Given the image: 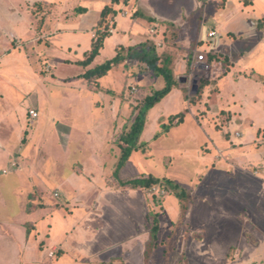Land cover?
I'll list each match as a JSON object with an SVG mask.
<instances>
[{"label": "rangeland", "instance_id": "obj_1", "mask_svg": "<svg viewBox=\"0 0 264 264\" xmlns=\"http://www.w3.org/2000/svg\"><path fill=\"white\" fill-rule=\"evenodd\" d=\"M80 1L69 0L62 18L77 15ZM186 3L181 12L172 10L177 26L143 23L162 46L145 30L141 43L171 53L182 91L178 95L175 87L150 109L141 134L145 145L117 169L122 134L164 78L143 62H121L108 80L116 91L101 93L121 105L96 110L90 91L76 87L85 83L77 78L83 67L65 68L74 62L56 49L62 29L47 21L51 3L0 0V11H21L30 20L21 33H6L10 50L16 48L11 54H3L7 45L0 38V264H264V81L257 79L264 77V0ZM128 6L130 16L142 11L140 0ZM226 14L244 29L258 21L262 40L254 47L246 39L233 42L216 53L212 69H200L197 56L214 45L202 42V22L217 28L226 44L232 37L221 27ZM121 20L118 29L130 28V20ZM7 24L1 17L0 26ZM117 40L126 38L121 32L109 37L94 64L114 56ZM30 109L39 112L35 120ZM140 176L168 178L189 193L175 239L178 198L167 185L132 188L118 179ZM156 214L160 230L148 261Z\"/></svg>", "mask_w": 264, "mask_h": 264}, {"label": "crops", "instance_id": "obj_2", "mask_svg": "<svg viewBox=\"0 0 264 264\" xmlns=\"http://www.w3.org/2000/svg\"><path fill=\"white\" fill-rule=\"evenodd\" d=\"M101 1L102 0H95L93 3L89 2L88 0L80 1L78 4V7H76V10H75V13L77 15H74V17H72L73 19L76 20V21H74V20H70L72 18H69V19L62 18L64 16L62 14L65 11H67V9H69L68 6L66 5L67 2L69 3V0H65V1H62V0H54V1L53 0H46V2H48L49 4L51 3L50 6L53 9L52 15L47 19V21L48 20L54 21L55 26H57V27L60 26L62 29V31L59 34V36H60V38L58 40L59 42L56 43V46H57L56 49L60 52L59 54L62 56V58H66V59L70 60V62L71 61L74 62V64L69 63L70 66L67 64L65 66V68L68 69L69 67H75V66H77V64L82 66L81 64L78 63V61L84 59L85 52L90 50L93 38L95 36V34H93V31L96 28V26L98 25V21L100 19L101 11L105 7V5L110 4L112 0H103V1H108L105 5L101 4L102 3ZM130 1L131 0H120L119 3L114 4V8L116 10V13L114 15L115 20H116L115 25H114L115 29L112 31L111 35H109L108 37L105 38L104 46L101 49V52L105 48V44H106L107 40L109 39V37L113 38L114 35L119 33V32H121V36L123 38H126V40L123 42L121 40H117L116 47H115L116 53L114 54V56L117 55L120 48L124 47L125 50L127 51L130 46H135L136 43L142 44L141 43L142 39H141L140 35L144 32V30H145L147 36L149 35L151 37V39H155V41L157 42V44L159 46H162L161 40L157 39V37L153 35L155 32L152 34L151 32H153V31L150 32L147 28H145L143 26L144 21H149L152 24H159L160 22H165L168 25L173 24L174 26H177L178 24L174 21L175 18L171 15L172 10L174 11L176 9H180V12H181L182 7L184 5L187 4L188 6H190V3H186V2H191V0H140L142 11L136 10L135 13L130 16V13H129L130 11H129V9H127L129 7L128 3H130ZM16 4H18V3H16ZM188 6H186V7L190 10V7H188ZM16 7L20 8L21 6L19 4ZM79 8H85V10L80 12L78 10ZM57 11L61 12L60 17H58L57 15L55 16ZM11 12H12V10L8 9V8L7 9L3 8L0 11V18L5 17V19L8 21V24L6 26H3V27L0 26V38L4 39V41L6 43L5 45H7V50H5V48H3L4 49L3 54H6V53L11 54L16 49L14 46V47H12V50H10V39L6 36V33H8L9 31H13L15 34H17V32L19 34V32H20L19 29L22 26L24 27V26L28 25V23H30V20L26 16H24V15L21 16V14L19 13L21 11H16V15H13L14 11L12 13ZM233 16L234 15H231V14L223 15L224 20L221 23L222 24L221 27L225 28L227 34L229 36L232 35V37H229L227 43L224 44V43H221V39L219 38V33H218V37H216L215 42H214L217 52H222L226 47H230V48L232 46L235 47L233 42H236L238 40L239 41L245 40V39L249 40L250 43H253L252 44L253 47L255 45H257V43L259 41L262 40V39L258 38L259 35L261 34V31L258 32L259 31L258 21H255L253 19L250 20L249 21V23H250L249 29H246V28L244 29V28L238 26V24L236 25V24L229 23V21L233 18ZM120 19H122L121 23L129 22V20H130V22H131L130 28L118 29L117 26L119 25ZM68 21H72V23L65 24V22H68ZM202 23H203L202 25H204V27L202 28V36H203L205 33V28L207 29L208 27L206 26V24L204 22H202ZM215 29H217V28H215ZM249 30L255 31L254 34H253V32L250 33ZM15 34H13V35H15ZM13 35H11L10 37H12ZM15 38H17V37H15ZM0 44H1V42H0ZM232 49H234V48H232ZM246 51H247V49H246ZM101 52H100V54H101ZM218 59H219V57H218ZM127 60H125V61H127ZM95 61H96V59H95ZM95 61L88 68L94 67L97 64H100V63L94 64ZM176 63H175V58H174L173 65H172L174 68L176 66ZM195 65L196 66L198 65L197 61H196ZM82 67H83L82 68V70H83L84 66H82ZM198 67L201 69L202 65L199 64ZM115 68L116 67L114 66L105 76L98 79V84H97L98 86H94V85L90 86L89 84L86 83L87 81L84 80L83 78L82 79L85 81V83L82 81V84H83L82 86L79 84H77V86H76V87H78L79 91H82V94H84L83 90H86V92H85L86 95L89 94L88 90L90 91L92 96H94V98H95V99L92 98L91 106L94 107L96 110H100V109H98L99 106L104 107V108H102L104 111L106 110L107 107H110V108L112 107L113 110H116L117 107H119V104L121 105V103L115 102L117 97H116V99H114L112 101L110 98H107V97L104 98L101 95V93H103V92L108 93V91H114L115 90V89L113 90V88L111 89V87L109 85L110 82H108V80L112 74L111 71L115 70ZM82 70L78 73L82 74L84 72ZM85 70H86V68H85ZM77 78H79L78 80H81L80 79L81 77L77 76ZM174 88L170 93H172L174 91ZM177 88H179V87H177ZM181 91H182L181 89L178 91V95ZM93 92H95V93H93ZM35 97H36V99H35L36 104L38 105V106L37 105L36 106L39 107L38 95H36ZM79 97H80V99H77L78 101H80V102L84 101V100H82V98L84 99V96L79 95ZM98 112H100V111H98ZM109 113H110V111H109ZM100 119H101L100 117L95 118L94 121L98 122V120H100ZM0 158H3V152L1 151V148H0ZM126 187H129V186H126ZM74 194H73L74 196L79 197L78 193H74ZM81 194H82V196H84L85 192L83 194V191H82Z\"/></svg>", "mask_w": 264, "mask_h": 264}, {"label": "trees", "instance_id": "obj_3", "mask_svg": "<svg viewBox=\"0 0 264 264\" xmlns=\"http://www.w3.org/2000/svg\"><path fill=\"white\" fill-rule=\"evenodd\" d=\"M120 0H112L110 4L105 5L100 14V19L96 28V33L92 41L90 50L85 52L84 59L79 60L78 63L86 68V70L80 74L81 78L86 79L90 83L96 82L98 84V79L105 76L114 66L124 62L127 59H133L146 64L148 70L153 72L157 76H162L165 80V85L161 89H154L149 95H147L142 101L139 112L135 120L130 125L128 131L122 134V141L120 142L121 154L118 160V168L128 160L133 150L143 147L145 143L141 141V134L144 130L147 116L150 111L161 99L167 96L174 87L177 86V79L174 75L172 68L174 58L168 51L159 52L155 43L149 45L143 43L141 48L137 49L135 46H130L127 53H123L121 50L125 48H120L117 55L105 60L104 62L97 64L94 67L88 68L100 54L101 49L104 46L105 38L111 35L110 30V16H114L116 10L114 4L119 3ZM80 12L85 10V8H79ZM209 61H217L218 55L216 53H209ZM258 80H263L264 77L259 75ZM180 115L171 116L172 119L178 118ZM181 120L179 119V122ZM116 176L118 170L115 172ZM121 186H129L132 188L143 187L150 189L155 185H161L171 189L175 196L179 200L180 205V215L177 221V227L174 231L173 238L175 239L178 233L181 231V224L185 221L188 206H189V193L186 189L182 188L179 184L174 183L170 179H165L161 182L159 179L153 176H140L129 179L118 178ZM160 230L159 216L156 214L154 216V222L152 229L150 231V241L148 242L145 250L146 260L149 261L150 255L154 248L156 247L158 241V233ZM28 232L30 230L28 229Z\"/></svg>", "mask_w": 264, "mask_h": 264}, {"label": "built area", "instance_id": "obj_4", "mask_svg": "<svg viewBox=\"0 0 264 264\" xmlns=\"http://www.w3.org/2000/svg\"><path fill=\"white\" fill-rule=\"evenodd\" d=\"M199 1L204 4V3L208 2L209 0H199ZM111 31H113V30H111ZM218 33H219L218 30L215 28H211V29L205 28V33L202 37V42H210L211 41L214 43L216 37H218ZM214 45H211L210 50H208L206 52L204 51L197 56V60H196L198 63L197 66H199V64H201L202 65L201 69H203V70H209L212 68V64L209 61L208 54L209 53H212V54L217 53L216 46H214ZM29 113H30V117L32 120H35L39 116V112L36 109H30Z\"/></svg>", "mask_w": 264, "mask_h": 264}]
</instances>
